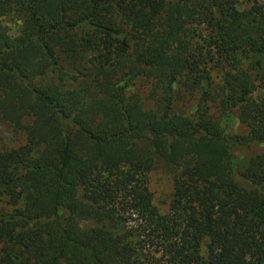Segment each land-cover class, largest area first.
<instances>
[{
	"label": "trees",
	"instance_id": "1",
	"mask_svg": "<svg viewBox=\"0 0 264 264\" xmlns=\"http://www.w3.org/2000/svg\"><path fill=\"white\" fill-rule=\"evenodd\" d=\"M246 1L0 0V141L26 134L0 151V264H264V153L240 173L222 123L238 110L264 144V5Z\"/></svg>",
	"mask_w": 264,
	"mask_h": 264
},
{
	"label": "rangeland",
	"instance_id": "2",
	"mask_svg": "<svg viewBox=\"0 0 264 264\" xmlns=\"http://www.w3.org/2000/svg\"><path fill=\"white\" fill-rule=\"evenodd\" d=\"M259 4L264 5V0H257ZM244 6L251 8V3H246L248 1L241 0ZM5 24L9 28L16 31L15 22L6 18L4 20ZM216 83L220 82L218 75L214 74ZM150 81L145 79H139L135 81L132 89L139 94H141L143 100L148 104V95L150 91ZM264 94V84L259 86L258 95ZM193 102L190 106L185 107L186 112H191V107L195 105ZM222 123L227 126L230 135L238 137L241 141V145H238L234 149L235 160L238 166V171L240 173L245 172V164L250 159L257 155L264 153V144L249 142L247 140L249 134V128L240 121L239 111L234 110L233 114L229 118H223ZM1 141H0V151L11 150L19 148L26 144V134L24 131L15 128L10 123L3 124L1 128ZM149 186L151 191L154 193V204L159 209L162 214H166L169 211V206L173 198V185H174V173L164 165H160L148 176ZM14 207L9 203L7 198H0V211L12 212ZM66 213L62 211V215L65 216ZM203 252H206V245H204Z\"/></svg>",
	"mask_w": 264,
	"mask_h": 264
}]
</instances>
